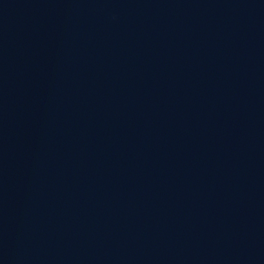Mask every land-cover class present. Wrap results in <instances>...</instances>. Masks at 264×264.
Here are the masks:
<instances>
[{"label": "water", "instance_id": "obj_1", "mask_svg": "<svg viewBox=\"0 0 264 264\" xmlns=\"http://www.w3.org/2000/svg\"><path fill=\"white\" fill-rule=\"evenodd\" d=\"M0 264H264V0H0Z\"/></svg>", "mask_w": 264, "mask_h": 264}]
</instances>
